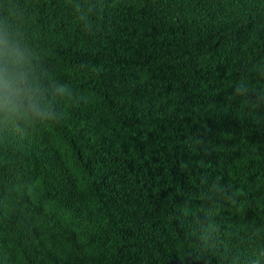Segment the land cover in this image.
<instances>
[{"label": "trees", "instance_id": "16d2710c", "mask_svg": "<svg viewBox=\"0 0 264 264\" xmlns=\"http://www.w3.org/2000/svg\"><path fill=\"white\" fill-rule=\"evenodd\" d=\"M0 37L52 112L0 113V264H264V0H0Z\"/></svg>", "mask_w": 264, "mask_h": 264}, {"label": "clouds", "instance_id": "9594fccd", "mask_svg": "<svg viewBox=\"0 0 264 264\" xmlns=\"http://www.w3.org/2000/svg\"><path fill=\"white\" fill-rule=\"evenodd\" d=\"M57 91L63 94L66 86L60 85ZM45 92L40 75L19 44L0 37V113L6 120L50 118Z\"/></svg>", "mask_w": 264, "mask_h": 264}]
</instances>
